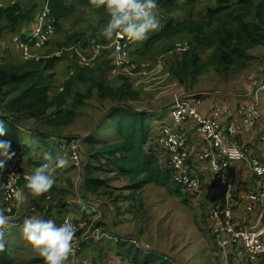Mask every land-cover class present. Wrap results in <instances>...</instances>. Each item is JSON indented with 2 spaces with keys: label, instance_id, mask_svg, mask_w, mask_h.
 <instances>
[{
  "label": "trees",
  "instance_id": "1",
  "mask_svg": "<svg viewBox=\"0 0 264 264\" xmlns=\"http://www.w3.org/2000/svg\"><path fill=\"white\" fill-rule=\"evenodd\" d=\"M214 1L215 7L211 8L213 11H209L206 17L202 16L197 19L195 18V5L199 0H158V6L155 10L160 13V16L165 17L167 23L160 32L149 36L143 47L144 49H138L141 58L137 61L154 62L158 57L163 56L164 64L171 78L184 87L191 86L188 90L186 89L187 91L192 90L195 84L199 83V77L202 74L203 62L199 53V45L201 44H215L216 49L212 51V57L219 74L231 77L247 70L250 67L248 61L252 58L249 50L264 45V0ZM48 4L51 15L56 20L57 32L63 31L61 25L63 19L74 16H77V19H82L83 13L81 10L85 8L92 10L89 24L85 28L77 27L70 30L66 34V40L56 41L55 51H65L59 58L51 56L24 61L10 59L0 61V119L12 123L16 122L17 125L29 126L22 119L24 117L33 118L36 120L34 123L38 125L35 128L57 133L63 131L64 127L74 123L77 111L84 106L86 100L92 98L95 92L102 100H110L112 104L130 103L137 105V102L143 99L140 93L141 88L134 86V79L131 76L110 73L112 64V54L110 52H103L95 61L94 66H84L79 64L76 57L71 59L68 51H66V49L74 46H86L84 43L89 39H96L94 37H102L99 33L109 18L105 10L94 7L91 0H74L72 3L67 2V0H49ZM227 9L233 10L236 22L240 18L243 20V35L234 43H229L223 38H220V40L214 39V35L218 36L219 33H216L214 29H210V21L213 20L211 18ZM33 10H36V8L27 9L19 2H15L13 5H0V38L17 30L25 19H31ZM175 11L185 12L188 16L184 17L182 21H176L172 15ZM251 14L257 15V24H253L254 21L249 20L248 17ZM80 22L78 21V24ZM179 35L190 40L189 42L186 41L189 43L188 49L183 51L175 49L177 43L175 37ZM89 36L92 38H87ZM105 40L102 39V41ZM66 57L72 64L67 68L68 72L65 74L63 82L57 83L59 79L56 80L55 77L58 64L60 61H64ZM109 74L115 76L118 82L110 79ZM60 87L61 90H59ZM262 92V100H264V90ZM262 100L259 103L261 107H263ZM251 103H255V101L253 100ZM104 121L111 123V130L115 133L114 137L95 138V134L102 127L103 122L94 134L86 137L83 141L82 150L88 156V161L85 164L86 177L83 183L85 194L96 196L102 192L117 207L121 198L114 195L115 190L110 185L113 179L104 176V173H115L114 176L122 177L130 184L133 190L132 196L148 184L161 186L171 194H180L182 187L172 180V169L169 167L168 162L163 167L161 165L162 162L158 152L160 146L156 141L160 127L152 125V112L137 111L118 106L108 113ZM58 136L57 139H65L69 136L82 139L79 135L58 133ZM229 138L231 139V135H229ZM237 138L243 143L239 133ZM60 144H63L62 141H59L57 146ZM11 148L18 149L24 157L29 151L24 144L15 142L11 143ZM58 151L62 152V149L61 151L58 149ZM5 171L6 165L3 169H0V175ZM2 182L0 177V210H4L5 205ZM25 183L26 180L21 183V186ZM61 192V190L52 187L49 192L38 197H32L25 190L27 194L26 210L33 205H37L39 210L42 211L47 203L46 196L51 195L52 199L57 201V204L52 205L43 217L54 219L57 224L60 223L63 217L67 215L65 213L68 210V204L60 194ZM139 207L142 208L143 205ZM87 210L90 209L87 208ZM83 213L84 215L80 219H86L89 222L92 221V217L95 215L94 210L92 212L85 210ZM95 225L103 228L108 227L101 220H96ZM111 233L116 235V232L112 230ZM129 239L131 238L129 237ZM105 240L91 239L82 243L81 249L75 257V262L79 264L84 260H89L87 249L92 242L102 243ZM117 243L119 246L117 255L120 263L174 264L166 254L150 252L145 250L147 248L139 247L130 241L119 240ZM71 259L69 256L66 264L74 262ZM19 261L6 248L0 251V264H43L41 257H33L28 262Z\"/></svg>",
  "mask_w": 264,
  "mask_h": 264
},
{
  "label": "crops",
  "instance_id": "2",
  "mask_svg": "<svg viewBox=\"0 0 264 264\" xmlns=\"http://www.w3.org/2000/svg\"><path fill=\"white\" fill-rule=\"evenodd\" d=\"M0 1L2 2L8 0H0ZM45 1L46 0H41L40 4L37 5L36 3L38 2V0L18 1L23 7L27 9L36 8V10H33V15H32L33 17L31 19H25L24 22L19 25L17 30L9 32L0 38V61L2 59H10V60H18V61L25 60L23 58L20 48H18L15 42V37H17L20 34L21 36H23L22 34L30 32V30L36 23L35 16L39 10V7ZM67 2L72 3L74 2V0H67ZM84 10H90V13L92 11L90 8L82 9L81 10V12L83 13L82 19H84V16L86 15ZM155 12L160 20V27L157 31L149 33L148 38L151 34L153 35L155 33L160 32L167 23L165 17L160 16V13L157 10H155ZM68 19L74 20L73 24L70 25L69 27H68ZM68 19H63L61 21L63 31L56 32V34L51 37L47 45L41 48L35 47L32 49L31 54L33 56H37L36 59L42 57L48 58L53 56L56 53L55 43L57 40L60 41L66 40L67 39L66 34L69 33L70 30L77 28L78 25L81 26L85 25V24H80L83 20L77 19V16ZM89 20L86 24H89ZM78 21L81 22L78 24ZM178 21H182V19H178ZM87 38H92V37L89 36ZM94 38L98 39L97 37ZM147 39H145L144 41H137L132 45L131 52L135 60L141 58L138 49L143 48L145 46V42L147 41ZM71 64H72L71 61L67 59V57L64 59V61H60V63L58 64V69L55 77L56 80L59 79V81L57 80V83L63 82L65 74L68 72L67 68ZM115 81L118 82V79H115ZM249 81L251 82L250 84H252V80ZM158 83H160V81H157L154 84V88H152L153 91H156L157 89L160 88V86H157ZM227 87L228 86H223V88L215 87L209 89H194L189 91H186L185 88L183 87L184 94L183 91H181L177 96L184 95V97L188 99L190 102H197L198 107L202 111V113H204L205 115H213L216 118V121L218 122L220 127L223 128L228 125H235L236 127H238L240 124V120L235 114L236 110L238 109L237 107L244 103L246 104L251 103L253 100L255 101L256 98L258 97H259V102H258L259 104L262 99L261 96L262 91L258 90L259 87L258 89L254 87L255 88L254 89L252 86L251 89H248L247 91L231 90L229 88L227 89ZM59 90H61V87L59 88ZM153 91L150 92L140 91L141 97H143V99L137 102V105H132L130 103L128 104L133 107H137L142 111L152 112V117L153 114L156 113L158 115L157 120H154V118H152L153 126L159 127V125L162 123L172 124L173 121L170 116V107L174 100L175 92L165 91L163 93L161 92L159 93L158 91V93H156ZM94 97H97L99 100H96L97 102L95 103V105H92L91 103H89V100H91ZM92 98L86 100L84 106H82L77 111V116L75 117L74 123L64 127V130L61 132L55 133L52 131L49 132L48 130H43L38 128L29 129L27 127L26 129L20 127V125H17L16 122L12 123L10 121H5L7 127V132H6L7 134L3 137H0V139L5 141H10L11 143L20 142V144H24L29 149V151H27V155L25 156V162H26V167L30 173H32L36 167L44 163L43 154L45 152L52 153L54 157L62 156L67 160V163L63 167L55 170L54 175L56 178V183L53 186V188H55L56 190H61L62 192L60 194L62 195V197L66 199L65 202L66 204H68L67 207L68 210L67 213L65 214L71 215L75 219H80L81 217H83L84 215L83 212H85V210L88 212L89 211L92 212L94 210L95 215L92 217L94 223L96 220H101L104 224L110 226L112 231L116 232L115 234L119 237L121 236L124 238L133 237L134 239L142 241L144 244L149 243L151 246V249H149L150 251H155V252L157 251L165 254L169 251H182L181 250L182 241L179 242L178 246L177 243L173 244L172 241L170 242L171 239L170 235H172L170 231V222L169 224H167V220L165 222L161 221L162 219L165 218L166 215L165 214L162 215L160 213L159 217L155 218L153 223H152V217L149 218V214L150 215L153 214V211H151L152 209L151 205L154 203V198L156 196L155 194L159 195L160 198L162 199L161 209L167 207L168 213L171 212V209L168 205L170 204L171 199H175V200L177 199L175 195L168 194V192L163 187L158 186L156 184H148L143 189L137 191L134 196H132L131 194L133 190L130 187V184L127 183L124 179H122V177L114 176L115 173H110V174L104 173V176H108L113 179L110 182V185L115 190L114 195L121 198V200L118 201L117 207H115L114 204L110 202L108 197L105 196L102 192H100L99 195L96 196H89L85 194V191L83 190V183L86 177L85 167L82 170V177L80 176L81 185L77 187L78 184L75 183L74 181L75 180L74 175H76L77 169L74 168L73 164H71L70 159L66 155L59 153L58 150H56L55 142L56 139L59 137L58 133L64 135H79L82 137L90 136L91 133L94 131L96 125L99 123V121L101 120L103 115L108 111V109H110L113 105H116V104H112L110 100H102L96 92L94 93ZM108 101L110 102V104ZM259 106L261 107L260 104ZM262 106L263 107H261V109L263 114L257 126L254 129L255 131L254 134L264 133V104ZM90 108L92 110H90ZM166 110H168L167 112L169 114L168 115L169 119H162L164 117L163 112H166ZM81 117H83L85 120L81 124L79 129L76 130L71 129L70 127L75 124L76 119L78 120ZM105 118L102 120V122H100L99 126L103 122H105L104 121ZM34 122H36V120ZM7 123H11L12 125L10 126L8 124V126H10L8 127ZM23 124L25 123L23 122ZM99 126L97 127V129L99 128ZM180 128L188 135L189 158L187 160V164L191 168V170L196 175H198L201 184L203 183V186L206 190L205 193H207L209 197V198L207 197L209 199V202H214L216 203V205H226L227 202L230 200L233 209L234 222H236V224L240 227H253L260 225L262 222H264L263 205L259 204L258 206L254 207V211H248V207L251 205L250 195L253 192H255L261 185L260 182L261 175L254 172L253 164L254 163L264 164V145H260L257 142L253 143L254 141H252L249 138L248 133L243 131L240 127H238L240 129L239 134L241 140L243 141V144L248 145L247 146L248 158L246 160L238 161L232 164V167L230 168L228 174L233 178L234 185L231 191H227L225 187L221 186L213 178L209 164L199 159V153L207 149V143L204 141L203 137L197 130V127L193 123H186ZM97 129L94 132H96ZM20 134H24V135L32 134L33 137L36 134H38V137H43L42 139L45 145L44 148L40 147V141H38L36 138L20 139L19 138ZM14 135H18V137ZM114 135L115 133L113 132L99 133L98 136L95 135V138H101V139L111 138L114 137ZM49 139L51 141H49ZM158 152L162 162L161 165L163 167V165H165L168 162V156L167 153L164 150H161L160 148L158 149ZM47 196H51V195H47ZM26 198H27V194H26ZM78 199H80L81 201H79V203H76ZM180 202L182 204V201ZM21 204L23 205L22 208H21ZM140 204L145 205L146 209H148V217H144V211H143L144 208L139 207ZM25 205H26V199L23 203H18L17 201L15 203L14 213L18 212L19 214H22V216L18 217L19 216L18 214L17 215L18 218H16L17 220L13 219L11 221L14 227L6 228L3 230V233L6 234L9 237V239H11V235H12L11 233H14L12 232L13 230L20 231V225L18 224H21V222L25 219V217H29L32 214H36V213H32L33 212L32 208L33 206H35L33 205L27 210V213L23 216L24 213L22 212V210L26 209ZM87 208L90 210H87ZM155 227H157L156 230H154ZM165 228H167V230ZM19 234L21 235V233ZM106 239L107 240L104 239L105 241H103L102 243L93 241L91 246L87 249L88 257H90V259L87 260L89 264H125L122 262L120 263L119 260L118 263L112 262L113 258L115 257L118 258L117 249L119 248V246L117 240L115 239L112 240L109 238ZM166 240H168V242H166ZM22 245L21 247L24 248V251L26 249L27 255L32 253L34 254L33 256H31L26 260L27 262L30 261L33 257H40L39 254L26 241L22 243ZM171 246H174V248H172ZM5 248L9 250L8 246L4 247V249ZM10 250L12 251V253L14 252V249L11 247ZM13 254L15 255V253ZM22 254H25V252H23ZM224 255L226 257L228 256L230 257V262L232 264H264V258H262L260 261H257L255 263H249L245 259L243 255V249L241 247H232L230 249H225ZM171 258L172 260L176 259L173 257ZM71 264H73V262H71Z\"/></svg>",
  "mask_w": 264,
  "mask_h": 264
},
{
  "label": "built area",
  "instance_id": "3",
  "mask_svg": "<svg viewBox=\"0 0 264 264\" xmlns=\"http://www.w3.org/2000/svg\"><path fill=\"white\" fill-rule=\"evenodd\" d=\"M16 1L13 0V2ZM48 1L46 0L39 7L35 16L36 23L30 32L22 34L23 36L20 34L15 37V42L18 48H20L25 60L36 59L37 56L31 54L32 49L35 47H44L57 32L56 20L51 15ZM136 42L129 40L126 36H114L113 39L105 41L92 38L84 43L86 46H74L66 49V51H68L71 59L76 57L79 64L84 66H91L103 52L107 51L112 54L110 73L113 75L137 76L142 82L146 83H151L154 75H158L163 79L165 76L163 56L159 57L155 64L149 61L133 62L129 58L132 45ZM175 46L176 50L183 51L188 49L189 43L179 42ZM62 53L63 51H58L53 56L59 58L62 56ZM258 90H264V76H262ZM181 91H183V87L181 86L176 89L172 88L167 90V92H175L174 100L170 107V116L173 123L160 124V131L157 132L158 134L156 136V141L160 149L167 153L168 165L172 169V180L184 188L187 193L203 194L200 178L187 164L189 158L188 135L180 128L186 123H193L207 143V149L199 153V159L207 162L213 178L221 186L225 187L227 191H231L234 181L228 173L232 164L248 158L247 147L237 138L240 130L238 127L248 133L249 138L254 141L253 143L257 142L260 145H264V133L254 134V129L263 114L258 104L259 97L256 98L255 103L241 105L236 110L235 114L240 120L238 127L228 125L222 128L213 115L203 114L199 110L196 102H190L184 95L177 96ZM229 135L234 140L233 142L229 138ZM83 141V139H76L75 137L69 136L64 139L62 144L64 149H69L71 160L76 168L85 167L88 161L87 154L82 150ZM12 151L15 152V156L5 163L6 171L0 175L3 181L4 211L8 214H12L15 208L16 200L13 197V193L22 187L21 183L25 180L26 176L30 175L24 170L22 155L16 150ZM253 170L255 173L261 175V185L250 195L251 205L248 207V211H254V207L259 204L264 206V164L254 163ZM55 204H57V201L53 200L51 196H47L45 210L47 211ZM35 210L36 208L33 207L32 213H37ZM42 218L45 219L43 216ZM211 219L213 233L216 235L219 245L224 250L232 247H241L243 249V255L249 263H255L264 258V222L253 227L238 226L234 222L230 200L226 205H216L211 213ZM65 220L70 221L78 229L73 240V252L70 254L71 258L76 257L77 252L81 249L82 243L93 238H113L118 241H130L139 247H146L142 241L134 239L133 237L127 239L117 235L114 236L111 231L96 226L93 220L89 222L86 219H75L71 215H65L58 224H62ZM74 264L77 263L75 262ZM79 264H89V262L84 260ZM225 264L232 263L226 261Z\"/></svg>",
  "mask_w": 264,
  "mask_h": 264
},
{
  "label": "rangeland",
  "instance_id": "4",
  "mask_svg": "<svg viewBox=\"0 0 264 264\" xmlns=\"http://www.w3.org/2000/svg\"><path fill=\"white\" fill-rule=\"evenodd\" d=\"M19 0H17L16 2H18ZM41 0H38V4H40ZM214 2V3H213ZM13 0H8V1H0V5L2 6H6V5H12ZM215 7V1H211V0H199V2L195 5V18L200 19L202 16L207 15V13L209 11H213V9ZM84 12L86 13V15L84 16L83 21L80 24H85L83 26L78 25V27H86L88 24H86L89 20L90 17V10H84ZM172 15L174 16L175 20L178 21V19H183L184 17H187L188 14L185 12H180V11H175L172 13ZM257 15L251 14L248 18L249 20H253V24H257ZM213 20L210 21L211 26L210 29H214V31H216V33H219L218 36H216V34L214 35V39H219L223 38L225 39L227 42L229 43H234L236 41H238L241 37H242V33H243V28H242V23L243 20H241L242 18L239 19L238 22H236L234 20V15H233V10L231 9H227V10H222L219 14H217L216 16H214V18H211ZM229 21V23H228ZM74 22L73 19H68V27L70 25H72ZM233 22V24H232ZM228 23V25H227ZM232 24V25H231ZM183 31V30H182ZM99 40L102 41V37L98 38ZM177 41V43L179 42H184L186 43L189 42L190 40H188L187 38L182 37V35H179L177 37H175V42ZM176 43V44H177ZM216 47L214 43H206V44H201L199 45V53L202 56V62H203V66H202V74L199 77V83L195 84V86L193 87L192 90L194 89H209V88H215V87H222L223 86H228L227 89H231V90H240V91H247L248 89H251L252 84H254L255 88H258L261 84L262 81V76H264V45H259L253 49L249 50V53H251L250 55H252L251 60L248 61V63L250 64V67L240 73H237L236 75H233L231 77H226V75L224 76L223 74H219L217 72V68L213 62V54L212 51H215ZM63 53L65 52L64 50ZM62 53V55H63ZM129 58L133 61V62H141V61H137L133 58L132 56V52L130 51L129 53ZM138 58V57H137ZM159 58V57H158ZM145 61V60H144ZM152 64H155L156 61L152 62L150 61ZM168 63V62H167ZM95 64V62L92 64V66ZM58 69V68H57ZM224 73V72H222ZM164 78H160L158 75H154V79L152 81V83H146V82H142L139 77L137 76H131L134 77V86L136 88H141L140 91H146V92H150L153 91L152 88H154V84L157 81H160V83L157 84V86H160L159 89H157L156 92L159 93H163L165 91H167L168 89H172V88H177L180 85L177 81L173 80L170 76V73L168 72V70L164 69ZM122 76H126V75H122ZM117 77V76H116ZM110 79L115 80L117 78H115V76H110ZM249 80H252V84H250L251 82ZM249 81V82H248ZM184 87V86H182ZM189 85L185 86V90L189 89ZM186 90V91H187ZM262 98H263V92H262ZM96 100H99L97 97L92 98L91 100H89V103H91L92 105H95V103L97 102ZM262 100V99H261ZM264 100H262V105L264 104L263 102ZM109 102V101H108ZM110 104V102H109ZM89 109V108H88ZM86 110V108H85ZM90 110H92L90 108ZM168 110H166V112H163L164 117L162 119H169V114L167 112ZM161 112V111H160ZM157 114L154 113L153 117L154 120H157ZM23 121L27 122L29 124V126H23L20 125V127L22 128H29V129H35V127H37L38 125L34 123L35 119L33 118H28V117H24L22 119ZM84 118L81 117L78 120L76 119V122L73 126H71V129H79V127L81 126V124L84 122ZM11 126V123H7ZM76 125V126H75ZM8 126V127H10ZM75 126V127H74ZM26 128V129H27ZM22 131V130H21ZM112 132L111 130V123L108 121H105L102 124V127L99 129L98 133L95 134L96 136H98L99 133H109ZM7 134V133H6ZM39 134V133H38ZM38 134H36L34 137L32 136V134H20L19 138H25V139H30V138H36L38 141H40V147L44 148V141H43V137H38ZM16 137H18V135H14ZM49 141H51L49 139ZM59 141H62V143L64 142V139H56L55 142V148L56 150H60L62 149V153L64 155H66L70 161L71 164H73L72 160H71V155H70V151L69 149H64L62 147V144H60L59 146H57V143ZM20 143V142H19ZM12 150H16L18 151V149H11ZM20 154L21 152L18 151ZM23 157L24 160V167H25V171L29 174H31L27 167H26V162H25V157ZM75 167V165H74ZM77 172L76 175H74V181L75 183L78 184L77 187H79V185H81V180H80V176L82 177V170L83 168H76ZM80 183V184H79ZM217 184V183H216ZM77 189V188H76ZM202 189H203V194L198 195V194H191L190 192L187 193L186 190L184 188L180 189V194L175 193V194H171L168 191V194L170 195H175L177 197V199H171V202L169 205L171 212L168 213L167 207L162 208L161 209V203H162V199L160 198L159 195L155 194V198H154V203L151 205L152 209L151 211H153V214H149V218L152 217V223L155 220V218L159 217L160 213L163 215L165 214V218L164 219H160L161 221L165 222L167 220V224H169L170 222V231L172 233V235H170L171 239L170 242L172 241L173 244L177 243V246L179 245V242L182 241V251H169L166 253V255L168 254L170 256V259L172 260L171 257L176 258L175 260H172L174 262V264H225L226 261L230 262V257H226L224 255V249L219 245L218 240L216 235L213 233L212 230V219H211V213L212 211L215 209L216 203L214 202H209V197L207 195V193H205V188L203 186L202 183ZM208 197V198H207ZM79 201H81L80 199H78L76 201V203H79ZM182 201V204L181 202ZM143 205V204H140ZM167 205V206H168ZM23 207V205L21 204V208ZM35 207L37 210L36 214H32V216H43L46 215L47 211L45 210V207H43V210L40 211L39 207L37 205L33 206ZM143 211H144V217H148V209H146L145 205H143ZM28 210V209H27ZM26 209H23L22 212L24 213L23 216L27 213ZM15 208L13 209L12 214H8L6 211H3L5 215H7L12 221L13 219H16L20 216H22V214H19L18 212L14 213ZM21 213V211H20ZM19 214V216L17 217V215ZM26 218V217H25ZM17 220V219H16ZM19 225V224H18ZM152 225V224H151ZM16 227V226H15ZM110 226L105 227L104 229L111 231L112 229L110 228ZM153 228V227H152ZM157 227L154 228V230H156ZM167 230V228H165ZM115 231V230H114ZM11 233V239H9V237L4 234L3 235V240L5 243V246L9 247V251L12 253V251L10 250V247L14 249L15 253V258H18L20 261L25 262L28 258H30L31 256H33L34 254H26V249L24 251V248L21 247L22 243L25 242V240L22 238V236L19 234L20 231H16L13 230ZM5 236V237H4ZM114 237V236H113ZM169 237V238H170ZM114 240L113 238H109ZM11 241V242H10ZM118 242V240H117ZM166 242H168V240H166ZM23 246V245H22ZM145 246L147 247V249L150 251L149 249H151V246L149 243L145 244ZM145 247V248H146ZM172 248H174V246H171ZM171 249V248H169ZM167 249V250H169ZM23 252H25V254H22ZM150 252H154V253H160V252H155V251H150ZM163 255H165V253H161ZM22 255V257H21ZM118 257V256H117ZM75 262V258H72ZM71 259V261H72ZM118 258H113L112 262H116L118 263ZM19 261V262H20ZM73 262V263H74Z\"/></svg>",
  "mask_w": 264,
  "mask_h": 264
},
{
  "label": "clouds",
  "instance_id": "5",
  "mask_svg": "<svg viewBox=\"0 0 264 264\" xmlns=\"http://www.w3.org/2000/svg\"><path fill=\"white\" fill-rule=\"evenodd\" d=\"M96 8H103L108 15L106 25L101 29L100 36L106 40L113 37L126 36L131 41H144L148 34L160 27V20L155 9L158 0H91ZM7 127L4 119H0V137L6 135ZM11 142L0 139V169L15 156L11 151ZM44 163L25 177L26 183L15 190L14 199L23 203L26 199L25 190L32 197H38L56 183L55 170L63 167L67 160L62 156H53L50 152L43 154ZM14 227L9 217L0 210V250H3V230ZM78 231L70 221L57 224L54 220L39 216L26 217L20 225L22 238L39 254L43 264H66L73 252V240Z\"/></svg>",
  "mask_w": 264,
  "mask_h": 264
},
{
  "label": "water",
  "instance_id": "6",
  "mask_svg": "<svg viewBox=\"0 0 264 264\" xmlns=\"http://www.w3.org/2000/svg\"><path fill=\"white\" fill-rule=\"evenodd\" d=\"M252 87H253V84H252ZM118 106H124V107H127V108H130V109H133V110H137V111H142L141 109H138L137 107H133L131 105H129L128 103H119V104H116V105H113L110 109H108V111L103 115V117L101 118V120L99 121V123L96 125L94 131L97 129V127L99 126L100 122H102V120L108 115V113L110 111H112L114 108L118 107ZM92 132V134H94L95 132ZM87 136H81V138L84 140Z\"/></svg>",
  "mask_w": 264,
  "mask_h": 264
}]
</instances>
